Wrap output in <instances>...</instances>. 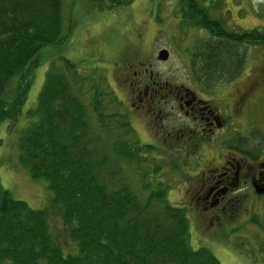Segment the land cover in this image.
I'll return each mask as SVG.
<instances>
[{"label": "trees", "instance_id": "trees-1", "mask_svg": "<svg viewBox=\"0 0 264 264\" xmlns=\"http://www.w3.org/2000/svg\"><path fill=\"white\" fill-rule=\"evenodd\" d=\"M65 1L0 0V127L8 133L25 104L38 55L62 44L72 29ZM87 1L113 10L133 0ZM209 1L179 2L183 26L204 35L189 59L192 79L204 89L239 78L248 50L264 45V29L235 32L210 18L200 4ZM61 63L63 75L48 72L17 144L19 165L46 183L50 199L31 209L0 181V264H219L207 249L192 248L187 212L166 202L157 168L137 172L133 163L141 162L127 141L126 117L109 113L115 97L102 95L100 104L92 100L86 107L67 83L76 66ZM120 161L132 167L126 174L139 180L136 190L120 180ZM50 211L60 213L74 253L66 254L57 240Z\"/></svg>", "mask_w": 264, "mask_h": 264}, {"label": "rangeland", "instance_id": "rangeland-1", "mask_svg": "<svg viewBox=\"0 0 264 264\" xmlns=\"http://www.w3.org/2000/svg\"><path fill=\"white\" fill-rule=\"evenodd\" d=\"M179 2L180 0H133L128 6L107 10L87 0L65 1L72 29L62 44L38 55L31 88L14 125V132L8 133L4 129L5 124L0 127V181L13 199L23 201L34 210L42 209L50 199L46 183L42 180L34 181L28 171L19 165L17 144L18 134L26 126L28 115L36 106L48 72L57 76L63 75L62 61L76 66V72L70 73L67 83L69 81L71 96H76L83 105L87 107L92 100H99L100 104L104 98L102 95H109V101L115 97L117 101L111 103L109 113L126 117L124 119L130 130L127 141L137 149L136 159L141 162H134V167L138 173L140 169L150 172L157 168L156 177L167 190L165 199L172 207H182L185 200L182 178H179L184 162L168 150H159L153 154L147 151L146 144L150 143L151 137L145 132L146 123H142L139 114L135 113L137 109L131 106L132 93L145 87L144 80L141 81L139 75H134V72L142 69L143 66L139 67L141 62L147 69L148 88L164 84L185 85L195 91H203V98L208 100H211L212 95L219 98L226 94L233 95L235 90H249L258 83V86H254L255 91L247 101L243 113L244 120L247 118L248 122L245 125L249 129L250 142L259 135L264 139V45L248 50L244 71L236 80L212 88L199 87L192 79L189 59L195 43L204 35L197 28L183 26L179 17ZM200 4L207 9L210 18L221 21L235 32L264 29V0H211ZM161 49L169 53L165 62L156 59ZM150 73L152 76H149ZM79 86H82L80 92ZM95 89L97 94H94ZM129 105L133 109L132 113L129 112ZM132 126L137 130L132 131ZM216 147L217 151L224 149L222 145ZM158 148L161 149L160 145ZM103 149L105 151L109 147L103 145ZM199 153L207 160L214 155L207 147L200 149ZM119 167L122 170L120 180L136 190L139 180L134 181L126 174L129 167H132L122 161ZM150 178L146 179L147 183ZM246 205L249 207V215L240 217L241 223L235 225L237 231L230 234V229L225 228L206 241H200L197 235H192V248L205 247L217 258L219 264H234L231 255L241 256L243 251L252 248L250 243L259 242V239L253 237L258 235L261 239V234L264 233V200L256 198ZM247 219L249 222L246 223ZM48 221L54 233L58 234L57 240L65 253H74L72 240L60 213L50 211ZM245 225L248 227L243 230ZM261 244L258 248L264 249V239Z\"/></svg>", "mask_w": 264, "mask_h": 264}, {"label": "flooded vegetation", "instance_id": "flooded-vegetation-1", "mask_svg": "<svg viewBox=\"0 0 264 264\" xmlns=\"http://www.w3.org/2000/svg\"><path fill=\"white\" fill-rule=\"evenodd\" d=\"M140 66L142 71L139 69L134 75L144 80L145 87L132 93L131 106L137 109L135 113L142 123H146L145 132L151 137L146 146L155 149L151 153L168 150L184 162L179 178L184 180L181 186L185 200L180 208L187 212L190 240L197 235L200 241H206L225 228L233 234L235 225L241 223L240 217L249 215L246 203L256 198L264 200V194L256 193L264 187V139L259 135L250 142L243 113L258 83L249 90H235L233 95L219 98L212 95L208 100L203 98V91L185 85L148 88L147 69L143 62ZM218 145L224 149L217 151ZM206 147L214 154L208 160L199 153ZM257 236L253 238L259 242L250 243L252 248L241 256L230 252L234 264H264V249L258 248L262 246L264 233L261 239Z\"/></svg>", "mask_w": 264, "mask_h": 264}, {"label": "water", "instance_id": "water-1", "mask_svg": "<svg viewBox=\"0 0 264 264\" xmlns=\"http://www.w3.org/2000/svg\"><path fill=\"white\" fill-rule=\"evenodd\" d=\"M168 59V51L163 49L161 51L158 52L157 54V60L160 62H165ZM257 194H264V187L257 190L256 192Z\"/></svg>", "mask_w": 264, "mask_h": 264}]
</instances>
